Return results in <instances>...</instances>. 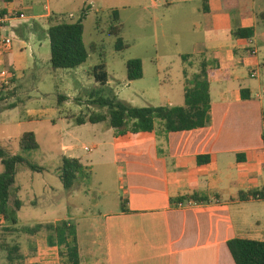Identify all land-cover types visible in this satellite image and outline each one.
Here are the masks:
<instances>
[{"label":"crops","instance_id":"crops-1","mask_svg":"<svg viewBox=\"0 0 264 264\" xmlns=\"http://www.w3.org/2000/svg\"><path fill=\"white\" fill-rule=\"evenodd\" d=\"M94 2L0 0V85L17 89L25 73L39 66L41 49L50 45V19L62 18L65 6H83L77 20L84 11L87 17ZM152 9L156 12L151 18L156 48L160 38L167 39L174 15L200 16L193 28L204 34L206 41L195 42L191 53L179 51L178 55L184 56V61H188V56H200L201 62L207 63L211 124L204 129L171 134L157 124L154 133L140 137L119 136L111 127L91 130L98 141L90 153L95 150L99 153L97 159H102L110 152L118 186L114 192H101L103 196H115L109 210L99 216L77 217L81 264H235L229 241H264V200H250L251 195L264 193V100L256 98L264 71V46L258 39L264 36L263 32L260 34L264 0H209L207 10L203 9L202 0H167ZM16 14H24L25 19L15 17ZM71 16L75 22L76 15L72 13L68 18ZM239 29H254V37L234 38L233 32ZM7 39L12 40L10 47L4 45ZM28 48L34 53L33 60L26 54ZM45 60L50 62L51 53ZM162 60L155 62L159 65ZM3 70L12 75L9 84L4 83ZM243 90L250 99L243 98ZM184 102L185 94L180 106ZM1 106L0 117L9 110ZM167 106L176 107L171 100ZM57 112L61 115L58 123L54 117L47 119L52 125L72 120L61 109ZM35 114L29 111L25 119L31 122L36 119ZM103 133L106 140L98 137ZM61 140L59 165L53 170L56 175L59 176L62 157L78 159L86 169L91 167L92 163L80 155V151H86L85 146L66 145ZM200 157L209 161L201 165ZM119 174H123L120 179ZM16 186L23 190L18 181ZM47 189L51 187L46 186ZM183 198L200 201L193 200L197 204L192 207L178 208ZM256 204L262 209H254ZM49 250L53 259L59 256L57 247L49 246Z\"/></svg>","mask_w":264,"mask_h":264},{"label":"rangeland","instance_id":"rangeland-1","mask_svg":"<svg viewBox=\"0 0 264 264\" xmlns=\"http://www.w3.org/2000/svg\"><path fill=\"white\" fill-rule=\"evenodd\" d=\"M153 1L95 0L94 7L84 20V42L87 46L95 43L98 52L92 54L86 64L75 70L53 71L50 62L45 60L47 54L51 53L50 45L46 44L41 49L37 43V48L41 49L43 55L42 61L38 62L39 66L25 73L26 77L19 81L17 89H13L11 85H4L7 92L15 91L16 94L0 106L8 109L10 104L15 103L17 107L8 110L0 117V144L13 154H22L20 137L25 132H34L40 149L25 151L22 155L29 162L48 170L44 173H34L24 166L18 168V185L23 187L21 190L16 186L18 189L15 194L23 204L18 211L19 230L44 223L70 221L67 217L74 226H78L77 217L99 216L103 211L109 210L110 204H113L115 198L113 194L102 195L105 191H116L118 186L115 181L116 169L110 161L111 154L108 151L104 158L97 159L98 152L94 150L90 153L98 141L91 130L110 126L108 123H100L97 126L90 123L83 126L77 124L78 118L88 120L90 116L107 113L106 109L93 103L94 97H98L97 92L103 88L94 76L95 67L101 65L98 53L104 54L106 58L104 70L109 74L110 79L108 87L103 89H111L120 101L136 108L166 107L169 100L176 107L183 104L188 82L201 71L203 57L188 56V61H184L182 59L184 56L180 57L178 52L191 53L195 42L206 41L204 34L195 32L193 28V23L200 21V16L192 13L174 15L167 39L160 38L156 48L154 22L151 19L156 15L152 9ZM159 1L162 4L167 0ZM82 8L83 6L80 8L65 6L60 15L68 18L73 13L76 15V21ZM115 10L120 12V23L123 25L120 36L130 45L127 50L121 52L114 48L117 38L108 33L110 15ZM97 17L100 18L98 31L95 29ZM29 22L33 23L31 20ZM260 24L261 34L264 33V18H260ZM258 39L263 47L264 36L260 35ZM30 47L33 49L34 46ZM31 48L27 49L26 54L33 60L34 53ZM261 53L264 54V50ZM159 58L164 60L157 65L155 61ZM134 59H142L144 77L130 82L127 76V62ZM168 66L171 70L167 69ZM260 79L262 80L260 95L264 100V71ZM255 84L259 83L255 82ZM101 96L107 97L108 93H103ZM57 109H61L63 115L72 120L69 123L52 125L47 119L54 117L58 123V116L61 115L58 114ZM29 111L36 113V119L31 122L25 119ZM42 111L46 114H39ZM68 132L73 134L70 135ZM98 137L102 140L107 139L104 133L99 134ZM61 139L66 145L77 144L80 147H87L90 151H80V155L85 162L89 160L88 163L93 164L85 170V174L80 177L72 191L64 188L59 176L53 171L59 165L57 156ZM3 171L0 161V173ZM122 175L119 174V179ZM46 186H50L51 189L46 190ZM253 207L262 209V205L258 204ZM6 228L7 225H0V264H59L60 256L53 259L54 255L50 254L46 233L30 236L21 231H6ZM13 246L20 248L19 254L24 256V259L16 258L17 256L14 255V262L11 263L7 247Z\"/></svg>","mask_w":264,"mask_h":264},{"label":"trees","instance_id":"trees-1","mask_svg":"<svg viewBox=\"0 0 264 264\" xmlns=\"http://www.w3.org/2000/svg\"><path fill=\"white\" fill-rule=\"evenodd\" d=\"M203 1V9L207 10L208 1ZM264 18V12L260 15ZM86 12H82L80 18L73 22L70 18L54 17L50 19L48 37L51 46V68L57 70H75L86 64L92 54H96L97 46L91 43L87 46L84 42V20ZM108 33L117 38L114 48L121 52L127 50L130 45L121 38L123 25L120 23V12L115 10L110 15ZM100 18L96 20V30L100 29ZM254 29H239L233 32L236 39H251L254 37ZM101 65L94 69V76L103 88L108 87L109 74L106 68V58L104 54L98 53ZM127 76L130 82L140 80L144 77L143 62L134 59L127 62ZM102 88V89H103ZM97 92L93 103L100 108L106 109V114H96L90 116L88 120L78 118L77 123L92 125L108 123L117 130L119 136H143L154 133L157 124H161L167 134L195 131L204 129L211 124L212 119V99L210 92V73L207 70V63L203 62L201 71L189 80L185 91V102L179 107H145L136 108L118 99L111 89H103ZM108 93V96H101ZM242 91L245 100L250 99ZM16 92H7L4 85H0V105L9 101ZM60 101H62L59 98ZM17 105L12 103L8 109H14ZM22 154L25 151H37L40 149L37 135L34 132H25L19 140ZM22 154H13L9 149L0 144V161L4 171L0 173V225H7L6 231L18 232L30 236L46 233L50 247H57L59 250L60 264H81L79 241L76 227L70 221H59L56 223H44L33 228L23 227L20 230L18 211L22 208V201L15 196L17 189V176L19 166H24L34 173H44L48 170L40 165L33 164L25 159ZM209 160L207 157H200L198 162L203 165ZM85 166L78 159L62 157L61 165L58 168L59 178L67 191H71L76 186L80 177L85 174ZM196 202L200 200L191 198ZM188 200L180 199V202ZM13 201V202H12ZM12 202V206H11ZM123 202V210L125 209ZM127 211V210H125ZM229 251L235 264H264V241L236 238L228 242ZM9 260L14 262L16 258L24 259L20 255L18 246L7 247Z\"/></svg>","mask_w":264,"mask_h":264},{"label":"built area","instance_id":"built-area-1","mask_svg":"<svg viewBox=\"0 0 264 264\" xmlns=\"http://www.w3.org/2000/svg\"><path fill=\"white\" fill-rule=\"evenodd\" d=\"M153 6L155 7V6H157V5H159L160 4V1L159 0H154L153 2ZM15 17H17V18H19V19H21V20H23V19H25V15L24 14H16V16ZM71 18H73V16H71ZM4 22V21H3ZM1 23V22H0ZM11 44H12V40L11 39H7V40H5V43H4V45L6 46V47H10L11 46ZM1 76L3 77V78H5V84H9L8 82V79H10V78H12V75L10 74V72L8 71V70H3L2 72H1ZM252 77H256V74H252ZM8 81V82H7ZM256 98H261V95L260 94H258L257 96H256ZM85 150L88 152V151H90L87 147L85 148ZM92 151V150H91ZM250 200H253V201H261V200H264V193H257V194H253V195H251L250 196ZM197 203L195 202V201H193V200H186V201H184V202H179L178 204H177V207L178 208H186V207H192V206H194V205H196Z\"/></svg>","mask_w":264,"mask_h":264}]
</instances>
